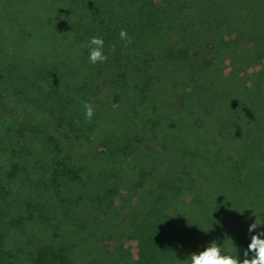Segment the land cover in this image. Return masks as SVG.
Instances as JSON below:
<instances>
[{
    "label": "trees",
    "instance_id": "1",
    "mask_svg": "<svg viewBox=\"0 0 264 264\" xmlns=\"http://www.w3.org/2000/svg\"><path fill=\"white\" fill-rule=\"evenodd\" d=\"M58 1L43 66L24 54L36 20L3 22L0 264H183L214 233L255 234L264 4ZM91 36L104 38L103 63L88 60Z\"/></svg>",
    "mask_w": 264,
    "mask_h": 264
},
{
    "label": "rangeland",
    "instance_id": "2",
    "mask_svg": "<svg viewBox=\"0 0 264 264\" xmlns=\"http://www.w3.org/2000/svg\"><path fill=\"white\" fill-rule=\"evenodd\" d=\"M57 2V5L54 4V2ZM58 0H0V45L3 42H7L10 40L9 33L5 32L7 29L3 28V22L8 21V27L18 28L22 26L23 21H28L29 19H33L35 21V25L31 26L28 24L27 28L33 27V33L35 35L34 39L31 43H29L26 46L25 50V56H32V58H36L37 61H39V65L42 61H47V59L52 58L53 54V46L52 42L55 40V38H52V33L49 31V28L44 29V26L42 22H44L47 19H52L54 16V11L56 6L62 5V1ZM262 4H264V0H260ZM43 12L45 14V18L41 15L34 16L36 13ZM40 14V13H39ZM28 15V16H27ZM10 21V22H9ZM30 25V26H29ZM34 61V60H33ZM25 70V65L22 64V71ZM239 192L233 191V198H228V202H232L229 204L237 203V199L235 198L236 195ZM255 198H252L254 200ZM190 198H186V201H189ZM228 204V203H226ZM214 220H217V218L213 220L209 216H205V221L203 222L206 227L211 226V224H214ZM221 221H228V219H222ZM220 222V220H219ZM198 228V227H197ZM195 227V248L197 246V240L196 238L200 236L201 232H197V229ZM224 228H227V226L223 225L220 227V230H223ZM204 230H207L206 228H203ZM260 231H264L260 230ZM205 234V232H202V234ZM240 239L242 241V245L240 247H243L244 249L247 248L248 243L250 242L251 236H247L245 234V231L238 230L230 232L228 229L223 230L219 233H214L210 236L209 242H198V246H202L201 249H198V252L203 250L206 246H208L210 243L215 242L217 246H223L224 244H232L234 240ZM241 248V250H243ZM196 251V250H195Z\"/></svg>",
    "mask_w": 264,
    "mask_h": 264
},
{
    "label": "clouds",
    "instance_id": "3",
    "mask_svg": "<svg viewBox=\"0 0 264 264\" xmlns=\"http://www.w3.org/2000/svg\"><path fill=\"white\" fill-rule=\"evenodd\" d=\"M119 38L125 42V46L130 44L131 38L121 29ZM114 50V49H113ZM108 57L104 54V38L101 36H91L88 40V60L91 64L103 63ZM83 115L87 122L93 118V108L90 103L82 104ZM264 226V219L257 218L248 226L251 236L247 248L240 250L231 244L217 246L215 242L210 243L199 253L192 254L183 264H264V231H260Z\"/></svg>",
    "mask_w": 264,
    "mask_h": 264
}]
</instances>
